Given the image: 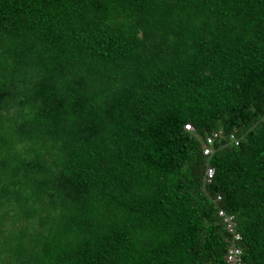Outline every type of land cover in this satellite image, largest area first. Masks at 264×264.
Here are the masks:
<instances>
[{
  "label": "trees",
  "instance_id": "16d2710c",
  "mask_svg": "<svg viewBox=\"0 0 264 264\" xmlns=\"http://www.w3.org/2000/svg\"><path fill=\"white\" fill-rule=\"evenodd\" d=\"M218 195L264 264V0H0V264H227Z\"/></svg>",
  "mask_w": 264,
  "mask_h": 264
},
{
  "label": "built area",
  "instance_id": "2783aa9c",
  "mask_svg": "<svg viewBox=\"0 0 264 264\" xmlns=\"http://www.w3.org/2000/svg\"><path fill=\"white\" fill-rule=\"evenodd\" d=\"M187 130H192L193 127L190 123L185 125ZM231 140L235 144H239L240 140L231 135ZM215 151V138L208 137L204 147V154L211 156ZM216 174L215 167L209 165L206 171L205 183L211 184ZM223 201L222 195H218L215 202L218 204V216L222 221L225 229L229 234V248L226 254L227 264H248L245 260V248L243 245L244 235L239 229L238 219L236 214L228 212L224 207L220 206Z\"/></svg>",
  "mask_w": 264,
  "mask_h": 264
}]
</instances>
